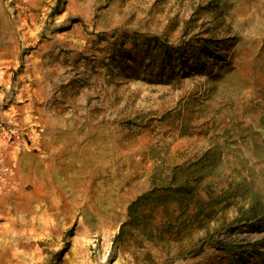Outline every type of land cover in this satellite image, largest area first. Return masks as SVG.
<instances>
[{
  "label": "rangeland",
  "instance_id": "374dc122",
  "mask_svg": "<svg viewBox=\"0 0 264 264\" xmlns=\"http://www.w3.org/2000/svg\"><path fill=\"white\" fill-rule=\"evenodd\" d=\"M0 264H264V0H0Z\"/></svg>",
  "mask_w": 264,
  "mask_h": 264
},
{
  "label": "trees",
  "instance_id": "16d2710c",
  "mask_svg": "<svg viewBox=\"0 0 264 264\" xmlns=\"http://www.w3.org/2000/svg\"><path fill=\"white\" fill-rule=\"evenodd\" d=\"M59 1H61V0H59ZM171 48H172L171 46H167V47L165 46V49H164L165 53H166V51L168 52V50H170ZM173 50L178 51L179 57H184V51L182 50V48H178V49L175 48ZM188 51L189 50H186L185 52L187 53ZM200 51L206 52V51H208V49H201ZM193 52L196 53V52H198V50L193 51ZM164 56H165V54H164ZM194 57H197V56L196 55L195 56H190L189 60H192V58H194Z\"/></svg>",
  "mask_w": 264,
  "mask_h": 264
}]
</instances>
